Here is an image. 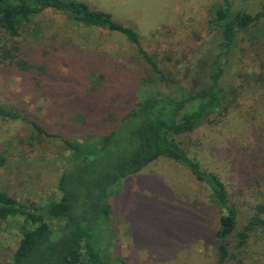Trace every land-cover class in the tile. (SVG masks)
I'll use <instances>...</instances> for the list:
<instances>
[{
  "label": "rangeland",
  "instance_id": "1",
  "mask_svg": "<svg viewBox=\"0 0 264 264\" xmlns=\"http://www.w3.org/2000/svg\"><path fill=\"white\" fill-rule=\"evenodd\" d=\"M77 1L134 29L141 47L156 57L167 74V88L178 82L191 89L192 82L200 78L197 72L206 68L204 61L214 54L218 40L210 24L213 9L228 1L233 11L264 13V0ZM36 21L41 27L39 40L19 37L15 41L26 49L38 47V55L31 56L44 64L49 74L39 88L31 76L22 80L0 63V105L24 110L46 126L55 127L57 118L48 113L51 99L63 102L80 95L97 83L100 73L108 81L104 100L124 93L135 78L140 84L148 82V68L120 34L85 28L52 12ZM0 39V45L7 42L1 35ZM225 87L227 111L212 115V123L188 137L187 145L204 168L228 184L239 198L241 216L246 218L264 202V15L238 32ZM0 156L5 160L0 166L1 190L25 204L58 199L56 181L69 166L70 156L59 139H35L30 126L0 120ZM114 190L109 198L115 213L111 219L113 240L130 264H210L205 235L215 214L204 196H193L205 194L182 169L168 163L154 164L123 180ZM21 224L18 217L0 220V263L12 258ZM165 232L167 239H159L158 234L165 237ZM251 237L248 253L256 259L255 264H264V229ZM175 242L181 248L171 255ZM190 243L193 251L184 247Z\"/></svg>",
  "mask_w": 264,
  "mask_h": 264
},
{
  "label": "trees",
  "instance_id": "2",
  "mask_svg": "<svg viewBox=\"0 0 264 264\" xmlns=\"http://www.w3.org/2000/svg\"><path fill=\"white\" fill-rule=\"evenodd\" d=\"M47 12L85 28L120 34L144 62L150 78L142 84L135 78L124 93L104 100L108 81L100 73L97 83L80 95L63 102L52 98L48 113L56 116L59 131L24 110L0 105V120L30 126L35 139H59L70 155L69 166L56 181L58 199L25 204L0 189V220L22 219L18 246L10 261L0 264H130L114 244L111 219L115 213L109 198L123 180L158 163L182 169L205 194L193 196L209 201L215 214L205 235L209 263L255 264L248 250L251 236L264 229V202L256 205L249 217H242L239 198L220 175L190 154L187 139L202 125L212 123V115L227 111L225 74L237 48V34L264 13L233 11L228 1L213 9L210 24L218 36L215 52L204 61V71L197 72L199 86L191 93L178 82L165 86L167 74L156 57L141 47L134 29L77 0H0V35L7 40L0 45V63L22 80L29 75L40 88L49 74L45 65L31 56L38 55V47L26 49L15 41L19 37L39 40L41 27L36 20ZM4 162L0 156V166ZM158 235L161 240L169 236L166 232L165 237ZM185 246L194 250L192 243ZM179 248L175 242L170 254Z\"/></svg>",
  "mask_w": 264,
  "mask_h": 264
},
{
  "label": "water",
  "instance_id": "3",
  "mask_svg": "<svg viewBox=\"0 0 264 264\" xmlns=\"http://www.w3.org/2000/svg\"><path fill=\"white\" fill-rule=\"evenodd\" d=\"M198 85V82L197 81H193V86L191 88V93L194 92V87Z\"/></svg>",
  "mask_w": 264,
  "mask_h": 264
},
{
  "label": "flooded vegetation",
  "instance_id": "4",
  "mask_svg": "<svg viewBox=\"0 0 264 264\" xmlns=\"http://www.w3.org/2000/svg\"><path fill=\"white\" fill-rule=\"evenodd\" d=\"M193 83V82H192Z\"/></svg>",
  "mask_w": 264,
  "mask_h": 264
}]
</instances>
